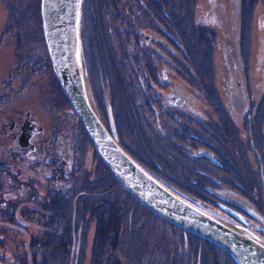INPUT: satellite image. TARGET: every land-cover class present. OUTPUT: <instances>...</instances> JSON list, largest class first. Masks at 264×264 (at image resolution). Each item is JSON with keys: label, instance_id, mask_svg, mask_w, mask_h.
<instances>
[{"label": "rangeland", "instance_id": "obj_1", "mask_svg": "<svg viewBox=\"0 0 264 264\" xmlns=\"http://www.w3.org/2000/svg\"><path fill=\"white\" fill-rule=\"evenodd\" d=\"M183 1L182 4V1L178 3V0H172L173 4H171L169 12L171 10L173 20L178 17L181 7L188 5L186 0ZM190 1L189 6L184 11H187L188 15L192 13L196 25L203 26L200 21L206 16L207 11L205 10H208L210 3H214V16L223 12L229 17L226 26H223L222 22L219 24L216 21L214 25H210L211 30L214 27V33L216 34L214 36V48L206 43L197 42L190 45V47L187 43L186 47L189 52H195L197 56L201 55L203 59L207 54L211 57L210 62L214 65L212 67L214 77H210L211 72L208 69L207 77L203 78L204 80L202 79L203 84L210 86L207 93V101H209L207 104L214 106V110L218 111L216 116L219 119L231 118L230 121H234L238 132L235 131V136L233 135L234 138L231 142L232 149H234L233 154H228L222 158L223 160L219 165H216L218 167L216 171H219L218 175L208 168L211 164L205 158L202 161L204 171L202 186L197 189V186L192 183L191 185H194V188L181 187L180 185L179 188L181 191L184 189V193L187 192L186 194L189 197L196 200L192 205L211 217L224 221L215 210V200L211 194V191L214 193L217 188L215 181L220 180V177L229 178L234 183L236 180H243L244 186L241 187V184L236 186L235 183V185H231L233 190L230 189L242 198L246 197L247 194H254L257 188L264 184V155H262L264 153V73H261L264 59V0ZM38 2L39 0H0V128L4 124L6 116L10 115V118L22 116L21 119H23L25 114L31 111L35 120L44 127L41 134V140H43L51 138L49 132L54 125L51 120L53 117L50 116L51 111L46 110L44 106L55 102L53 98L56 97L55 92L59 88L50 70L49 60L36 21L38 17V22H41L38 13ZM135 3L136 0H122L121 3H119V0H88L82 13L85 26L84 40L85 42L86 38L88 40L85 51L88 53L87 59L90 58V69L94 73L97 101L102 109H108L109 114L114 115V111H116V114L119 113L128 128L132 125V136L134 137L138 135L137 121L130 119V114L137 110L139 112L143 110L147 119L146 109H149L150 101L154 98L147 90H142L137 94L132 93L134 90L130 88L131 77L129 71L135 72V69L132 61H130V52L131 47L135 48V45H131L126 40L123 42L122 38L119 37L120 30L114 16L121 17L123 15V18H127L128 15L126 14H134L135 10L127 9L126 5H134ZM167 8L165 6V9ZM242 10L244 14L241 15ZM142 12L148 16L146 9H142ZM159 14V21H163L164 14ZM147 16L142 17L143 21ZM150 24H153V22L150 21ZM168 25L170 23L165 20L164 27L160 30L155 29L154 33L160 35L163 39L164 30V35L169 34L172 37L169 39L170 42H176L177 44H183L179 34L185 41L192 37L186 22L175 24L172 28H169ZM116 30H118V33H116ZM175 47L177 48V46ZM142 51L139 48V52ZM93 52L97 54L96 59H93ZM189 52H187L188 55ZM176 53L177 55L181 54L178 50ZM231 56L234 57V69L236 73L238 72L239 77L243 75L242 70L245 73L247 72L249 77V89L245 92L241 88V97L239 92L233 88L232 80L236 77L231 68ZM160 60L161 58L158 59V62ZM211 63H208V65ZM159 65H161V62ZM30 69L33 71H30ZM157 74L151 76L146 73L144 75L145 80L150 81L152 84L158 81V91L156 92L158 97L168 95L169 90L174 89L178 80L174 78L171 84L163 85L164 83L159 80V73ZM159 85H163V87ZM212 85L214 92L211 88ZM87 91L88 89L86 94ZM62 105V108L54 109L56 113L54 117L64 116L62 110H65L63 108H66L67 104L64 102L63 96ZM168 108L164 106V109L169 111ZM216 116L215 118H217ZM106 118H108V113ZM114 118L116 121L117 117L115 115ZM232 118L235 119L232 120ZM225 122L227 123V120ZM7 126L8 124H5L4 128L6 129ZM225 127L223 125V128ZM140 128L143 131L151 128L150 121L148 120V123H146L143 120ZM241 130H244L246 134L243 135ZM128 134L125 135L127 137L126 143H129L135 154L131 152L144 165L149 166L150 163V169L153 168L156 171L155 175L162 180L170 179L173 176L171 173L177 174L179 165L192 168L190 165L192 164L193 168H198L195 165V159L189 157L191 161H188V158L182 152L172 153L170 158L162 157L157 148L153 146L152 140L150 141L145 137V133L143 135L139 134L137 138H133ZM214 135L222 137L219 132L214 131ZM71 139L77 153H79L80 162L82 158H85V164L87 163L90 166L91 172L88 175L83 172V175L77 178L67 177V187L60 182L58 184L49 176H45V173L42 172L43 169L32 168L27 169V171L23 169L21 175L23 186L28 188V192L25 194L28 199H35L37 196L38 202L40 200L44 201V198L53 197L56 195L55 193H59L58 191L61 190L63 193L59 197L66 202V205L65 210L60 215H67L66 217L69 220L76 213L74 216V218L77 217L76 222L86 221L82 234L73 231L74 242L72 244L69 241L70 237L67 232L63 234L64 228L59 225L57 236L64 244L60 248L65 250L63 257L60 258L62 261L59 259V262L55 252L50 247V242L47 241L46 247L44 246V240H50L49 235L43 236L34 233L33 241L38 238L42 240V244L40 246L37 245L38 242L33 243V248L29 249L24 236L10 232L4 227L2 229L0 226V264H42L43 260L47 264H53L54 259H56L57 264H64L67 254H74L75 252V255L77 252L80 253V258L78 262L75 261V264H179V259L185 260L181 264H190L194 261L199 262V260L202 264H231L226 259L228 255L222 249L211 243H201L198 241L200 238L197 236L157 217L126 193L122 186L114 180L119 185L116 186L109 175L110 172L99 162L96 153H94L95 160L93 158L91 163L89 156L92 147L90 144L86 145L85 139L79 132H76ZM157 142L162 143L161 141ZM252 144L260 151V157L256 155L255 159L254 156L249 154L253 150ZM173 147L179 148V145L175 143ZM120 148L126 153L121 146ZM2 150H4V147L0 146V155ZM45 150L50 155V148H41L42 152H45ZM146 159L149 163L144 161ZM214 160L218 159L214 158ZM5 165L0 159V180L3 182ZM140 167L144 169L141 165ZM167 167L172 168L171 173L170 170H166ZM173 168L176 169L173 170ZM99 169L107 172L106 180L102 181L101 175H103V172H100ZM183 170L185 172H183L184 178L187 176L189 180H197L194 177L198 176V173L194 169H192L193 174H187L186 169L182 168ZM199 177L201 178V176ZM18 178L19 176L16 175L12 180L18 181ZM86 180L96 182L97 186L100 182L102 186L108 188L109 195L106 197L101 196L100 199L94 197L100 191L94 189L96 191L90 192L92 189L90 191L84 189L83 183ZM179 180L183 181V179ZM187 184L191 186L189 182ZM60 186L63 189H58ZM4 187L3 184L0 192L6 191L7 188ZM234 187H240V189L236 190ZM7 191H13L11 185ZM79 192H85L95 198L93 201L84 200L85 204H80L81 201L76 204L77 208L86 211H80L79 209L73 211L71 201ZM261 194L262 199H264V191L259 193V195ZM16 195L23 197L20 193ZM129 197L135 202L131 201ZM191 198L189 200H192ZM95 202H100L101 205H98L99 203L96 205ZM189 203L191 204L192 201ZM34 212V208L26 209L27 217L33 219L32 224L35 223L36 213L32 216L29 215ZM91 214H94V218L91 217ZM88 218L90 219L87 220ZM97 218L102 223H106V231L101 230L98 232L97 229L100 225L96 222L98 221ZM224 223L236 226L234 220L224 221ZM49 228L47 227V229ZM29 229L34 230L35 227L30 226ZM76 234H81V236L78 237ZM52 238L51 240L56 242V237ZM51 244L54 245V242L51 241ZM37 247L39 250L36 253ZM50 249L53 253L49 258ZM75 249L76 251H74Z\"/></svg>", "mask_w": 264, "mask_h": 264}, {"label": "flooded vegetation", "instance_id": "obj_2", "mask_svg": "<svg viewBox=\"0 0 264 264\" xmlns=\"http://www.w3.org/2000/svg\"><path fill=\"white\" fill-rule=\"evenodd\" d=\"M121 1L122 0H119V3H121ZM181 1L183 4V0H178V3H180ZM189 1L190 0H186V2L188 3L187 6H189ZM86 2H88V0H82L80 11L79 45L82 78L84 76V89L86 87L85 94L86 90L88 89L86 97L90 103V106L94 109V112L99 121L109 133L111 131L110 122H112L116 139L118 137L120 142V145H118L126 151L129 157L137 165H141L142 167H144V170L146 169L145 171H147L155 179L171 188L181 197L189 200L191 197L186 194L187 192L184 193V189H182L181 191L179 185L181 187L183 186L194 188V185H191L193 183L195 184V186H197V189L202 186V175L204 174L202 161L205 158H207L205 160L209 161L212 165H210V167L208 168L218 175L219 171H216L218 170V167L216 165H219L223 160L222 158H224L228 154H233L234 149H232L233 145L231 144V142L234 138L233 135L235 136V131L238 132V129L235 128L234 121H230L231 118H224L225 120L219 119L216 116L218 115V111L214 110V106H210L207 104L209 103V101H207V93L210 86L203 84L202 79L207 77L206 74L208 73V69H210L209 72H211L210 77H214V71H212V67H214V65L210 62L211 57L207 54L203 59L201 55L197 56L195 52H189L186 45L188 43V47H190V45L197 42L206 43L207 45H211V47L214 48V36L216 34L214 33V27L212 31L210 25H214V22L216 21V23L220 24V22H222V25L226 26V23L228 22L227 19L229 17H227L223 12L220 15L218 14L219 16H214V3H210V5L208 6V10H205L207 11L206 16L203 19L201 18L202 21H200V23H203V26L206 27H203L202 25H196L197 23L194 22L192 13L188 15L187 11H184L187 6L181 7V10L178 13V17L173 20V18L171 17V10L169 12L170 6L171 4H173L172 0H136V3L134 5H126L127 9L135 10L134 14H126L128 15L127 18H123V15L121 17L114 16V19H117V27L120 30L119 37L122 38L123 42L126 40L127 42L131 43V45H135V48L131 47L130 52V61H132L133 68L135 69V72L129 71V76L131 77L130 88H133L134 90V92L132 93L137 94L142 90H147L150 91L152 98H154L152 101H150L149 109H146L147 119L150 121L151 128H148L145 131L141 130L140 128L141 122L143 120L144 122L148 123L143 110L142 112H139L137 110L136 112H132L130 114V119L137 121L136 128L138 135L134 137L132 136V125H130V127L128 128L126 123L124 122L125 120H122V117L119 113L116 114V111H114V115L117 117V120L115 121L114 115L109 114L108 109H102L99 102L97 101L95 95L96 85L94 73L90 69V58L87 59L88 53H86L85 51L88 40L87 38L86 42L84 40L85 26L82 19V13ZM165 6H167L168 8L165 9ZM142 9L147 10L149 17L142 12ZM159 13L164 14V18L162 19L163 21H159ZM242 14H244L243 10L241 15ZM145 16H147V18H145V21H143L142 17ZM36 19L38 29L40 30V34L42 37L41 22H38V17ZM212 19L214 20L213 22ZM165 20L170 23V25H168L169 28H172L173 26H175V24L186 22L187 27H189L190 29L192 37H189V40L185 41L179 34L180 40L185 45L177 44L176 42H170L169 39H171L172 37L169 36V34L164 35V30L163 39H161L160 35H156L154 33L155 29L160 30L164 27ZM150 21H152L153 24H150ZM116 33H118V30H116ZM175 46H177V48ZM139 48L143 50L141 53L139 52ZM177 50L181 52V54L177 55ZM187 52H189L190 56ZM95 54L93 52V59L97 58V54ZM159 58H161V60L158 62ZM230 59V62L233 65H231V68L236 77V79L232 80L233 88L239 92V96L241 97V88L245 90V92L249 89L248 87L250 84L248 73H245V71L242 70L243 75L240 72L242 77H239L238 72L236 73V70L234 69V57L231 56ZM160 62L161 65H159ZM208 63H211L212 65H208ZM261 70V73H264V59ZM30 71L33 70L30 69ZM146 73L147 75L151 76L158 75L157 73H159V80L164 83L163 85L171 84L172 79L174 80V78L178 81L176 82L174 89L169 90L168 95L158 97L156 95V92L158 91V81L154 84H152L148 80L146 81L144 76ZM23 82L24 79L22 80V85ZM163 85L159 86L163 87ZM58 88L60 91L58 90ZM58 88V91L55 92L56 97L53 98V101L55 102L50 103V105L44 106L46 110L51 111L50 116L53 117L51 120L54 122V125L49 132L51 138H45L41 140V134L44 130V127H42L41 124H39L35 120L31 111L27 110L29 113H26L25 118L23 119H21L22 116H15L10 118V115L4 118V124H2L0 128V146L4 147V150L1 151L0 159H2L3 164H6L4 166L5 170L3 169L6 176L4 175V182L0 180V189L3 184L5 186L4 188L7 189H5V192H0V226L1 228H7L8 231L13 232L19 236H24L26 239V245L29 246V249L33 248V243L38 242L37 245L40 246L42 244L41 239L34 237L35 239L33 241L34 233L43 236L49 235L50 240H44V246L46 247V243L47 241H49L50 247L53 249L55 255L59 260L63 257V253L65 252V250H62L60 248V246H63L64 244L61 243L59 236H57L59 233V225H62V227L64 228L63 234L67 232L70 237L69 241L73 244V231H77V233L82 234L84 223H86V221L81 223L76 222L77 217L74 218L76 213L74 214V216L72 215V218L69 220L66 217L67 215H60V213L65 210L64 208L66 205V202L61 197H59V195L63 193L61 192V190L58 191L59 193H55L56 195L53 197L44 198V201L40 200L38 202L37 196L35 199H28L25 195L28 192V188L23 186V177L21 175V170L24 169L25 171H27V169L32 168L43 169L44 171L42 172L45 173V176H49V178L55 180L58 184L60 182L65 187H67V177L77 178L79 176H82L83 172L85 175H88V173L91 172L90 166H88L87 163L85 164V158H82L80 162L79 153H77L71 137H74L76 132H79L83 139H85L86 145H91V157L89 156V160H91V163L96 151L92 146L81 121L74 112L69 101L62 93L59 85ZM211 88L214 92L213 85L211 86ZM62 96L64 97V102L67 104V107L63 108L65 110H62L64 116L61 115L59 117H54L56 115L54 109H59V107L62 108L63 106ZM164 106L169 107L168 109L170 110L168 111L167 109H164ZM107 113L108 118H106ZM214 114L217 118H215ZM234 119L235 118H232V120ZM226 120L227 123L225 122ZM5 124H8L6 129L4 128ZM223 125H225L226 127L223 128ZM214 131L219 132L222 137H216L214 135ZM143 133L146 134L145 137H147L150 141L152 140V142L154 143L153 146L157 148L162 157L170 158L172 153L182 152L183 155L188 158V161H191V157L195 159V165L198 168H193L194 166L192 164H190L192 168H186L182 167V165H179L178 173L172 174V168L167 167L166 170H170L169 172L173 176L170 179H167L168 181L158 178L157 175H155L156 171L153 168L150 169L149 161L147 159L144 160L149 163V166L144 165L142 162H139L137 157L134 155L135 153L131 150L129 143H126V134L133 138H137L139 134L143 135ZM241 133L243 135L246 134L244 130H241ZM157 141H161L162 143H159ZM175 143L179 145L180 149L177 147H173V144ZM252 146L253 150L251 152L248 151L250 152L249 154L254 156V159L256 155L257 157H260V151L258 150V148L253 144ZM42 147L44 149L50 148V155L46 153L48 152L46 150L45 152H42ZM262 155H264V153H262ZM96 156L99 159L97 153ZM214 158H217L218 160H214ZM99 162L103 165L100 159ZM152 164L157 163L153 162ZM182 168L186 169V171L188 172L187 174H193L192 172L194 171L192 169H194L198 173V176L194 177L197 180H189L187 176H185L184 178V170L182 171ZM175 169L176 168H173V170ZM99 171L103 172V175H101V179L102 181H104L107 172L100 169ZM16 175L19 176L18 181L12 180V178ZM109 175L112 178V181H114V178L110 173ZM199 176H201V178ZM60 179L63 180L59 181ZM179 179H183V181H180ZM188 182L191 186L187 184ZM114 183L116 186L118 185L117 182L114 181ZM215 183L217 184V188L214 193L213 191H211V194L213 196L212 198L215 200V210L220 215V218L224 221H236V226L248 230L264 244V199H262V194L259 195V193H262V191H264V184H262L260 188L258 187L257 191H255L254 194H247L246 197L242 198L237 193H235V191H232L233 188H231V185L233 186L236 183V186L238 184H241L240 186L242 187L244 186L243 180H236V182L234 183L231 182L229 178L220 177V180L215 181ZM10 185L13 191L8 192L7 190L10 189ZM224 186L227 188H222ZM83 188L87 189L88 191L92 189V191L90 192H94L96 190L100 191L94 196L98 199H100L101 196L106 197L109 195L108 188L106 186H102L100 182H98L97 186L96 182H90L89 180H86V182L83 183ZM234 188L236 190L240 189V187ZM58 189H63V187L60 186ZM17 193L22 194L23 197L17 196ZM94 197L86 194L85 192H79L71 201L73 211H78L79 208L76 207V204L79 201H81L80 204H85L84 200L89 199L93 201L95 200ZM129 199L135 202L132 198L129 197ZM189 201L195 203L196 200L192 199ZM95 204L101 205L100 202H95ZM31 208H34L35 212L33 214H30L29 216H32L36 213L34 224L31 223L33 219L31 217H27L26 213V209ZM96 209L97 208L95 207V210ZM80 211L86 210L81 209ZM91 217L94 218V214H91ZM89 219L90 218H88L87 220ZM96 222L98 225H100L97 229L98 232H100L101 230L106 231V223H102L101 220H98ZM30 226H34L35 229H29ZM47 227L50 228L47 229ZM78 230L80 231L78 232ZM81 234L76 235L80 237ZM52 237H56V242L54 240H51L53 239ZM51 241L54 242V245L51 244ZM38 250L39 248L37 247L36 253L38 252ZM74 251H76V249ZM49 252L50 258L53 252L51 249L49 250ZM75 253H68L67 259L64 261V264H75L76 260L78 262L80 253L77 252L76 255ZM179 260V264L185 261L183 259ZM42 264H47V262L43 260ZM53 264H57L56 259H54ZM190 264H202V262L199 260V262L194 261Z\"/></svg>", "mask_w": 264, "mask_h": 264}, {"label": "water", "instance_id": "obj_3", "mask_svg": "<svg viewBox=\"0 0 264 264\" xmlns=\"http://www.w3.org/2000/svg\"><path fill=\"white\" fill-rule=\"evenodd\" d=\"M81 0H40L42 37L52 73L112 177L150 212L222 249L236 264H264V244L180 198L141 169L118 145L86 97L79 53Z\"/></svg>", "mask_w": 264, "mask_h": 264}, {"label": "trees", "instance_id": "obj_4", "mask_svg": "<svg viewBox=\"0 0 264 264\" xmlns=\"http://www.w3.org/2000/svg\"><path fill=\"white\" fill-rule=\"evenodd\" d=\"M198 241H200L201 243H207V244H210L209 242H205V241H202V240H200V239H198ZM226 259H227V261H229V263H231V264H234L233 262H232V260H230L229 258H228V256H226Z\"/></svg>", "mask_w": 264, "mask_h": 264}]
</instances>
